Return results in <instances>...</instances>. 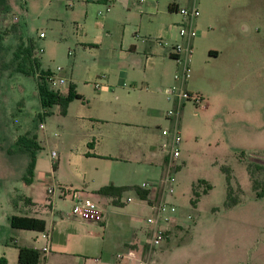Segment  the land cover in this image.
Segmentation results:
<instances>
[{
	"label": "rangeland",
	"instance_id": "rangeland-1",
	"mask_svg": "<svg viewBox=\"0 0 264 264\" xmlns=\"http://www.w3.org/2000/svg\"><path fill=\"white\" fill-rule=\"evenodd\" d=\"M198 4L202 25L193 42L187 88L202 93L208 106L204 109L186 102L182 109V156L175 192L169 197L178 209L182 229L172 233L158 254L164 255L166 264H264V196H258L248 171L251 165L255 177L264 181V170L256 169V165H264V0H198ZM112 5L105 15L110 18L105 33L113 36L94 49L79 33L84 24L90 36L96 33L97 11L103 4L87 9L83 0H0V259L5 258L4 250L15 247L10 244L13 240L44 244L34 243V232L11 227V215H42L49 211L50 203L62 211L72 208L71 202L60 197L59 183L73 177L67 157L89 132L74 116L63 120L57 105L46 113L38 73L28 74L37 69L31 62L40 61L38 72L50 69L58 73V67L65 68L60 75L67 83L58 86L63 92L76 78L82 90L93 92L92 80L106 67L115 66L113 50L121 42L125 26L130 25L127 28L134 34L139 31V36L144 33L136 27L141 18L137 9L127 12L117 2ZM42 32L45 37L40 36ZM31 45L34 50L29 55ZM212 48L221 54L210 55ZM126 65L138 74L141 85L144 67L129 60ZM161 70L174 71L155 69ZM157 85L152 82L149 88ZM164 90L157 95L166 97ZM146 96L147 92H139L133 101L144 103ZM79 104L75 109H81ZM160 106L167 113L173 105L168 101ZM99 109L100 102L95 101L93 113ZM169 125L168 120L161 124ZM21 136L35 139L42 147L35 152L37 170L44 179L37 177L32 184L24 181L32 151L18 143ZM135 139L136 135L129 136L132 142ZM53 151L57 152L54 158ZM60 157L64 164L56 176L54 164ZM224 166L231 169L234 187L242 190L241 194L236 191L240 202L231 207L225 206L228 182ZM160 172L155 181L159 184L165 166ZM138 180H147V173ZM200 180L211 183L212 189L202 193L194 205L193 188ZM50 187L55 189L53 194L48 192ZM128 196L134 201L126 202ZM27 198L35 200L36 207ZM88 198L105 209L108 224L91 229L92 235L104 239V254L83 252L71 263H63L47 261L48 252L40 249V264H118L116 254L126 251L123 243L136 228H140L137 238L143 239L151 209L134 192L124 195L126 205L122 206L109 204L101 196ZM4 242L9 248H4ZM5 262L0 264H16Z\"/></svg>",
	"mask_w": 264,
	"mask_h": 264
},
{
	"label": "crops",
	"instance_id": "crops-1",
	"mask_svg": "<svg viewBox=\"0 0 264 264\" xmlns=\"http://www.w3.org/2000/svg\"><path fill=\"white\" fill-rule=\"evenodd\" d=\"M83 2L87 5V9L103 4V7L97 11L96 33L90 36L89 28L85 24L82 32L79 33L85 39L84 43L92 45L91 48L99 49L108 38L113 36L112 33H105L106 23L109 24L110 21V18L105 17V15L111 12L112 4L115 2L125 7L127 12L137 9L141 18L136 27L140 31H144L139 36V31L134 34L129 27L127 28L130 25H126L121 42L113 50L117 57L115 66L111 69L106 67L92 80L93 92L82 90L77 78L75 81L72 79L69 85L71 82L75 83L77 92L82 94L83 98L70 102L67 113H61L64 117L63 120L74 116L77 121L82 122L89 132L84 143L72 149L67 157V163L72 170L73 177L59 183L60 192L61 190L72 189L79 191L82 197H90L91 194L101 196L111 204L109 198L97 193L99 188L108 184L142 186L147 182L157 181L161 174L160 169H164L166 160L161 146L165 137L160 128L162 122L167 121V113L164 107L160 105L163 102L167 104L170 100L165 93L166 97H160L157 92H163L164 88L175 83L174 74L178 64L172 55V47L178 42H186L179 36L178 28L174 26L183 20L177 8L190 6L194 0H83ZM201 25L202 22L198 18V29ZM231 39L228 38V41ZM211 50L216 51L215 56L221 54L219 50L213 48ZM69 54L71 55L72 52ZM128 60L139 67H144L143 77L145 80L141 82V85L138 84V74H135L126 65ZM155 69H174V71L161 70L156 72ZM52 72L55 73V71ZM152 82H158L157 88H149ZM66 83L67 78L65 77V82L61 85ZM139 86L141 88L137 89ZM54 89L58 90L56 87ZM60 91L67 94L69 86L65 92L61 89ZM139 92H147V99L144 103L133 101L135 94ZM95 101L100 102V109L97 114L93 113ZM76 102H80V104ZM77 104L82 110L75 109ZM57 106L60 108L59 105ZM207 106L208 103L206 102L204 109ZM52 108L48 109L50 113ZM103 126H108L109 129ZM132 135L137 137L133 142L129 140V136ZM63 164L64 158L60 157L56 163V168H54L56 176ZM146 173L147 180L140 183L139 176ZM37 177L44 179L36 166L33 183ZM131 192L140 198L135 191L131 190ZM60 197L73 205L71 199L62 197L61 193ZM133 201L134 197H132L131 202ZM146 202L148 205V201ZM36 204L37 202L32 199V208L36 207ZM50 204V212L47 210L42 215H28L44 219L46 229L43 231L26 230V232L35 233L33 236L34 243L43 241V245L47 244V240L41 236V233L50 234V249L45 258L47 261L58 259L63 263H71L83 252L99 251L104 254V243H102L104 239L92 235L91 229L99 225H107L106 214L105 221L97 224L72 216L71 209L62 211L55 208V203ZM147 230L148 228L141 234L143 239ZM139 232L140 228H136L129 240L123 243L126 250L133 243L142 242V239L137 238ZM10 244L15 247L13 246L14 248L7 252L4 250L6 259H3H5V263L11 261L17 264L18 250L15 244L31 246L39 250L43 246L26 244L22 240L19 244L15 240L11 241ZM4 248H9L8 242H4ZM159 257V264H166L163 261L164 255L161 258V254H159Z\"/></svg>",
	"mask_w": 264,
	"mask_h": 264
},
{
	"label": "built area",
	"instance_id": "built-area-1",
	"mask_svg": "<svg viewBox=\"0 0 264 264\" xmlns=\"http://www.w3.org/2000/svg\"><path fill=\"white\" fill-rule=\"evenodd\" d=\"M177 11L182 15L183 20L174 24L178 28L179 36L186 42H178L172 47V55L177 61L178 68L175 71V83L165 88L164 92L172 103V107L167 111L166 118L170 122L169 126L160 128L165 140L161 149L165 156V173L161 177L160 184L157 182H147L141 187L149 190L146 201L151 209V214L146 218L149 225L145 238L142 242L133 243L126 251L116 254L118 264H159L160 257L158 250L168 242L171 232L177 226H182L177 207L169 200L173 196L176 185V170L179 168L181 157V144L183 134L181 129L182 109L186 102L193 103L196 107L204 108L206 99L200 92H194L187 88V81L191 76V57L194 51L193 41L199 35L197 20L200 16L198 0L190 6H179ZM41 37L45 34L42 32ZM43 51V49H41ZM66 71L63 67H58V73L46 76V81L53 87H58L65 82V77L60 75ZM43 127L44 124L41 123ZM53 151L52 157L56 156ZM49 193L54 192V188L48 189ZM61 196L71 199L73 202L71 215L80 219L100 224L105 221L104 208L95 200L82 197L76 190H61ZM132 197H127L126 202H131ZM189 218H191L189 216ZM41 236L47 240V244L41 250L48 252L50 249V234L42 232ZM158 257V258H157Z\"/></svg>",
	"mask_w": 264,
	"mask_h": 264
},
{
	"label": "trees",
	"instance_id": "trees-1",
	"mask_svg": "<svg viewBox=\"0 0 264 264\" xmlns=\"http://www.w3.org/2000/svg\"><path fill=\"white\" fill-rule=\"evenodd\" d=\"M107 1V0H102ZM33 45L29 46L27 49V52L29 55H32L33 53ZM216 54V51L210 50V55ZM32 65H35L36 68L39 70L40 67V61L39 60H33ZM35 70L34 68L31 69V72H28V74L32 73H38L39 81H38V91L41 99V103L44 108L49 109L52 108L55 105H59L61 108V113L66 114L68 106L70 102H72L75 99L83 98V95L78 93L76 90L75 83L71 82L69 85V91L67 94H63L60 90H55L54 88H51L49 83L46 81V76L52 74L53 72L49 70ZM46 113H50L49 111H46ZM18 143L24 146L26 149L32 151V159L31 162H29L27 167V176L24 177V181L26 184H32L35 176V167H36V152L35 150L41 149V145L35 140L31 138H27L26 136H21L17 139ZM54 168H56V164H54ZM224 171L226 172L227 182H228V192H227V199L225 202V206L231 207L235 206L240 202V195L237 194L236 191H238L241 194V188L234 187L233 185V176L231 169L229 167L224 166ZM256 169L264 170V165H256ZM248 171L251 176L252 184L254 189L257 191L258 196L262 197L264 196V181H260L255 177V170L252 168L251 165L248 166ZM200 185H203V190L199 191ZM212 189V184L209 183L206 180H200L198 185L193 188V192L195 195V198L193 199V204L196 205L198 200L200 199V196L202 193H208ZM135 191L136 194L141 199H148L149 196V190L141 187L140 185H114V184H108L105 186H102L97 190V193L105 196L110 199L111 203L117 206H122L125 204L123 201V197L126 192L128 191ZM28 202L32 203V199L27 198ZM9 222L11 227L13 228H20L25 230H36V231H43L46 229V221L42 218L34 217V216H28V215H16L13 214L9 218ZM176 229H182V226H177L174 228L172 233ZM18 250V256H17V264H40L41 258H42V252L31 246H24V245H17L15 244ZM1 263H4V259H0Z\"/></svg>",
	"mask_w": 264,
	"mask_h": 264
}]
</instances>
